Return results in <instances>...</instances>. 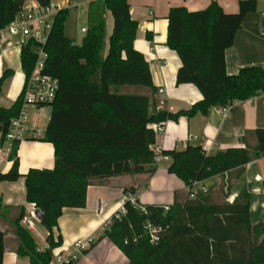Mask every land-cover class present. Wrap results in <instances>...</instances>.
Returning <instances> with one entry per match:
<instances>
[{"label": "trees", "instance_id": "1", "mask_svg": "<svg viewBox=\"0 0 264 264\" xmlns=\"http://www.w3.org/2000/svg\"><path fill=\"white\" fill-rule=\"evenodd\" d=\"M27 1L0 0V30L21 13ZM35 1L46 6L51 0ZM257 3L240 0L236 13L225 12L216 0L200 11L183 6L170 9L166 43L181 61L177 84H192L202 94L191 108L176 113L155 109L153 95L157 89L148 61L134 47L138 22L131 17L128 0L89 2L86 32L80 44L66 36L69 9H62L55 15L45 42L30 37L20 45L25 80L34 69L38 50L43 48L46 59L42 72L58 79L59 89L50 103L48 127L39 140L53 145L54 167L31 168L22 175L17 145L10 169L0 172V183L25 177L26 200L42 211L40 224L48 231V246L40 249L22 226L24 210L19 209L11 221L18 241L17 255L26 257L29 264H51L54 250L63 244L61 234L55 233L63 209L84 208L88 187L95 180L154 174V125L264 94L262 67H247L229 75L225 65L226 49L232 46L244 17L256 10ZM108 11L114 31L106 48ZM12 75V69L0 75V92ZM23 94L10 107L0 106L2 129L18 116ZM250 134L256 141L254 146L247 144L245 135V147L215 154H208L197 144H188L182 151H163L170 157L167 171L181 179L189 191L194 189L193 182L204 184L229 172L236 180L246 164L264 156V128ZM230 186L214 184L207 192L198 189L195 198L177 194L168 206L126 201V212L120 219L112 218L98 240L107 238L125 255L128 264H264V220L253 222L252 186L245 185L229 203ZM3 209L0 201V213ZM148 223L163 229L156 244L144 232ZM5 234L0 230V264L5 254Z\"/></svg>", "mask_w": 264, "mask_h": 264}, {"label": "crops", "instance_id": "2", "mask_svg": "<svg viewBox=\"0 0 264 264\" xmlns=\"http://www.w3.org/2000/svg\"><path fill=\"white\" fill-rule=\"evenodd\" d=\"M91 1L93 0H81L79 3L89 4ZM211 1L213 0H128L131 17L138 22L134 47L142 52L148 61L153 84L157 89L153 95L156 110L176 113L191 108L202 99V94L196 86L177 84L176 75L181 61L178 54L166 43L167 17L172 7L183 6L189 11H200L207 8ZM216 1L227 13H236L239 10L240 0ZM257 2L256 10L244 17L232 46L225 51V65L229 75L238 74L241 69L252 66L264 69V0ZM76 3L79 4L78 1ZM86 27L87 25L82 28ZM112 31L113 17L108 11L105 14L106 48L109 47L108 39ZM20 41L21 38L8 33L0 38V75L6 69L13 70L12 77L7 79L11 84L8 94L10 106L22 92L25 84L20 62ZM160 88L165 89L163 105H160L161 97L157 93ZM0 106L10 107L1 105V102ZM257 128H264L262 93L249 100L232 103L227 117L222 114L220 107H213L205 114L197 113L192 117L179 116L177 120H167L164 122V132L157 134L152 149L155 153L158 150L182 151L188 144H197L208 154H215L229 148L245 147V135L247 144L254 146L256 141L250 133ZM17 155L19 172L22 175L31 168L54 167V147L51 143L25 140L19 144ZM169 161L156 163L157 169L152 175H119L95 180L88 187L87 203L84 208L63 209V214L58 220L59 226L55 229V233L61 234L63 244L57 250L65 251V255L74 253L77 257L74 264H128V259L114 244L107 238L98 240V237L107 228L113 215L123 206V196L129 193L125 192V189L132 188V195L142 205L168 206L174 202L175 195L187 194L185 183L168 173ZM231 173L216 176L204 185L210 187L214 184L231 183L232 186L227 188L226 200L232 203L243 187L251 184L250 211L253 222L264 220V156L246 164L243 174L238 179L231 177ZM26 192L24 176L15 182L0 183V201L4 206L0 213V230L6 233L5 240H11L13 245L16 236L12 233L11 221L21 208L24 214L28 213L32 204L27 202ZM42 228L44 234L39 230L42 235L39 239L43 242L37 241L40 249L48 246L46 241L48 231L43 225ZM6 241L3 264H29L26 257L17 255V247H13V251L8 254ZM78 241L86 243L85 247L75 248L73 245Z\"/></svg>", "mask_w": 264, "mask_h": 264}, {"label": "built area", "instance_id": "3", "mask_svg": "<svg viewBox=\"0 0 264 264\" xmlns=\"http://www.w3.org/2000/svg\"><path fill=\"white\" fill-rule=\"evenodd\" d=\"M72 0H51L48 5L40 6L35 0L26 2L23 10L16 18L4 29L0 30V38L4 37V33H8L11 36L21 35L20 45L24 43L28 38L34 37L40 42H45L46 36L52 27L54 17L62 9H68ZM36 24L42 27L44 36L39 34L35 35L32 32L30 24ZM82 32H86V28H82ZM46 53L43 48L38 50L37 60L32 73L30 74L23 87V99L18 116L13 118L9 126L6 129L0 127V167L12 165L14 161L13 152L15 147L25 140H41L44 137L46 128L51 118V105L57 95L59 89L58 79L53 78L47 74H43L45 67ZM161 97L160 105L164 104L163 95L165 89L160 88L157 91ZM231 104L220 107V110L224 116L227 117ZM156 133L164 132V124H157L153 126ZM170 157L163 151L158 150L155 153V163L161 161H169ZM194 189L190 191L189 197L195 198L196 191L200 189L202 192H207L208 187L199 182H193ZM123 202L130 201L135 203V198L132 193H128L123 196ZM144 209V208H142ZM36 206L31 204V208L28 213L23 215L21 224L32 235L41 238L42 235L38 229L37 223L40 221L35 214ZM125 209L122 206L121 209L113 215V219H120L125 213ZM163 229L159 226L152 224H146L144 227L145 234L149 235L150 241L156 244L160 240V233ZM84 242L78 241L74 243L76 248H84ZM63 250H54L53 260L54 264H62L74 261L77 259L74 253L64 254Z\"/></svg>", "mask_w": 264, "mask_h": 264}, {"label": "rangeland", "instance_id": "4", "mask_svg": "<svg viewBox=\"0 0 264 264\" xmlns=\"http://www.w3.org/2000/svg\"><path fill=\"white\" fill-rule=\"evenodd\" d=\"M56 1V0H54ZM81 0H72L71 6H70V11L68 18L65 23V34L67 37L73 39L77 44H80L82 42V39L85 35L84 32H82L81 28L85 25H87L88 19H87V9H88V3H79ZM76 5V6H75ZM30 27H32V32L37 35L44 36V31L42 27L37 26L36 24L32 23L30 24ZM5 35L7 34L6 32L4 33ZM16 37L21 38V35H17ZM11 84L9 81H5L3 83L1 92H0V102L1 105L3 106H10V98H9V90H10ZM10 165L5 166V167H0V172L4 173L7 172L10 169ZM217 185V184H215ZM190 191L187 190V194L189 197ZM190 198V197H189ZM38 229L44 234V229L42 228V225L37 223ZM14 236V235H13ZM33 237L36 239V241H39V243L43 242L37 238L36 236L33 235ZM17 240V239H16ZM15 240V243L13 245V242L11 240L6 241V252L10 254L13 251V247H17L18 241Z\"/></svg>", "mask_w": 264, "mask_h": 264}, {"label": "water", "instance_id": "5", "mask_svg": "<svg viewBox=\"0 0 264 264\" xmlns=\"http://www.w3.org/2000/svg\"><path fill=\"white\" fill-rule=\"evenodd\" d=\"M35 214H36V216H37V219H38L39 221H41V219H42V217H43V213H42V211H41L39 208H36V210H35Z\"/></svg>", "mask_w": 264, "mask_h": 264}]
</instances>
